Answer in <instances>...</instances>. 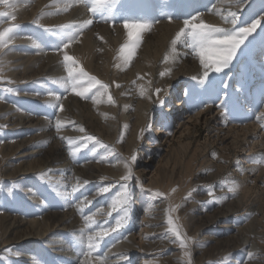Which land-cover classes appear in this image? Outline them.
<instances>
[{
  "label": "rangeland",
  "instance_id": "374dc122",
  "mask_svg": "<svg viewBox=\"0 0 264 264\" xmlns=\"http://www.w3.org/2000/svg\"><path fill=\"white\" fill-rule=\"evenodd\" d=\"M51 1L10 0L11 7L0 2V12L10 14L0 17V30L19 25L15 32L29 38L27 43L11 41L3 49L19 44V53L43 56L35 67L41 70L50 66L44 72L51 73L16 82L0 78V99L16 113L39 123L16 130V140L25 143L21 150L26 154L37 151L18 159L16 165L26 169L35 166L38 158L43 163L51 162L26 176L18 187L14 180L0 177V207H7L9 214L25 223L20 228L25 235L37 233V225L33 229L32 222L56 225L42 237L15 244L17 252L3 253L0 264H84L85 260L88 264H146L148 251L137 245L129 251L124 246L132 237L138 244L149 241L156 246L161 241L163 233L159 237L147 233L149 217L167 227L166 234L170 233L168 219L177 220L182 237L191 238L186 248L176 241L179 249L168 248L160 253L169 256L178 251L173 257L175 262H243L240 249L226 251V246L237 244L231 240L234 234L251 235L264 244L262 235L259 239L254 236L256 232L264 233V148L250 151L251 142L243 141V136L235 132H220L209 117H226L235 104L242 110L247 108L240 96L244 92L252 95L257 87L259 115L264 114L260 112L264 103V0H117L114 5L98 0L95 12L81 0ZM81 7L86 12L83 15L78 10ZM18 12L28 19H19ZM34 12L46 17L31 21ZM162 12L170 13L172 19ZM229 13L236 14L238 27L259 23L229 66L219 73L209 69L208 78L201 82L205 69L199 56L183 41L175 46L172 41L185 19L197 17L196 23L203 21L228 29L232 27L225 19ZM109 15L114 19H107ZM63 16L70 19L61 21ZM86 19L93 23L82 31L55 29L62 24L82 25ZM125 20L149 25L127 60L128 50L125 55L120 51L129 43ZM48 28L54 31H46ZM74 33L70 54V48L64 49L63 43ZM65 52L77 62L74 68L82 67L108 87L96 85L85 96L77 95L89 87L90 81L78 72L73 73L75 80L68 77ZM89 55L94 56L92 65L88 64ZM175 98L182 101L181 106H187V100L196 101L197 111L192 115L206 109L208 119L192 122L186 131L178 129L174 114L181 106H177ZM140 103L148 105L142 125L137 113ZM125 117H129L127 125ZM57 119L61 121L59 130L55 126ZM261 120L264 130V119ZM10 128L6 129L9 134ZM87 136L96 140L87 141ZM133 155L137 156L134 162L130 159ZM126 165L132 170V179L127 182V218L123 208L111 209L112 200L124 190L121 177L128 174ZM9 182L13 191L2 195L4 183ZM109 185L112 187L108 192H99ZM142 217L146 220L142 221ZM118 219L122 226L109 231L86 255L87 237L101 228L111 230ZM251 249L247 245L244 250ZM182 250L190 255L185 256Z\"/></svg>",
  "mask_w": 264,
  "mask_h": 264
},
{
  "label": "bare ground",
  "instance_id": "6f19581e",
  "mask_svg": "<svg viewBox=\"0 0 264 264\" xmlns=\"http://www.w3.org/2000/svg\"><path fill=\"white\" fill-rule=\"evenodd\" d=\"M63 8H67V7H63ZM78 10H80L82 15L84 13H86L84 10H82V7ZM18 13L20 15L19 19H22L23 21L24 20L26 21V19H28L25 17L23 18L22 14L20 12H18ZM38 17L39 18L40 17L45 18L46 15H43L42 13H39V12L38 13L34 12L32 14V16L30 17L31 18L30 20L37 22ZM63 17H62L61 21H66V20L68 21L70 19L69 17L68 18L64 17L65 19H63ZM87 17L88 16L86 15V17H84V19ZM11 41L12 42H19V43L20 42L21 43H27V42H29V38L15 32ZM18 45H12V46L10 45V47H8V49H5V50L3 48H0V70H4L3 73L0 75V78H4V79H8L9 81L16 82V81H20V80L24 81L28 78L32 79V78H35V77H38L41 75L51 74V73L44 72L46 70H49L50 66H46L44 68L41 67V70H39L38 67H35L36 64H38L40 62V60L43 58V56H34L32 54H21L17 51L16 46H18ZM91 46H93V45H91ZM89 49L91 50V47ZM69 51H70L69 53L71 54L72 48H70ZM47 57H52V56L48 55ZM55 57H56V55H55ZM88 57H89L88 58V64L92 65V59H94V56L89 55ZM210 89L213 90V88H210ZM258 91H260V89L257 87L256 89L252 90V95L249 92H247V93L244 92L240 96L243 98L242 104H245L248 106L247 108L243 107L246 110H244V109L242 110L237 104H235L230 110H228L226 112V113H228V115L226 117L224 114H221L219 117L218 116L214 117L213 115L209 117L210 119L213 118L212 123L218 126V130L220 132H225V134L226 133L230 134V133L235 132L238 135V137L243 136V141L251 142L252 146L250 147V151H252L254 147L260 146V147L264 148V130L262 127L263 120H261V118H258V117H260V115H259L260 109L258 110V106H257V104H258V102H257ZM208 99H211V97ZM174 100L176 101L177 106L180 107L182 105L181 100H179L177 98H175ZM185 102H186L187 106H181L180 108H177L178 110L174 114L178 117L177 118V128L182 130V131H184V130L186 131V129H189L192 122H196L199 119L204 118V117H205L204 120L208 119L206 117L207 112H208L206 109H203V111L197 113L195 116L192 115L197 108L196 107L197 104L195 105L196 101L194 102V101H188L187 100ZM210 104L212 105V103H210ZM262 106H263L262 107L263 109L260 112L264 113V103L262 104ZM219 107H218V109H219ZM147 108H148V105H144V104L140 103V106L137 110L141 125L145 119L144 116L147 112ZM248 108H250V109H248ZM168 110L171 111L170 105H169ZM174 111L175 110H173V112ZM186 113H187V115H184ZM185 116H187V117H185ZM124 120H125V124L127 125L129 123V117H125ZM37 124H39V123L38 122L34 123L33 119L25 117L24 115H21L19 113H16L12 109V106H8L7 103H5L3 100L0 99V137L2 136L0 138V177L9 178L11 181L14 180V184L16 185V187L20 186L21 183L23 184L25 182L26 176L34 173L36 170L47 167V165H49L51 163L49 160L43 163V161H40L38 158L35 161V166H30L26 169H22V166H18L15 163L18 159L20 160L21 158H24L25 156H28L30 154H35V153L37 154V151H33V153L30 152V154H26L25 150H21V148L25 145V143L19 144V141L16 140V138H15L16 130H18L19 127H23V128L26 127L25 129H27L29 127L30 128L36 127ZM9 125L11 127L9 129V130H11V131H9L10 134L7 133L8 131L6 132L7 126H9ZM159 128H160V126H159ZM159 132H161V131H159ZM227 138H229V137H227ZM227 138H225V139H227ZM6 139H8V140L6 141ZM21 177H23V178L25 177V178L23 179ZM18 178H21V179H18ZM13 188H14L13 184H10V182L8 184L4 183V193L2 195L10 194L11 192L9 190L13 191ZM6 209H8V208L7 207L6 208L0 207V256H1V258L3 257L2 255L5 252L16 253L17 249L14 248L15 244L20 243V242H25V241H31L34 238H38V236L42 237L46 233L54 230L56 227L55 224L42 223V222L38 223L37 221H36L37 223L32 222V228L37 225V228H38L37 233L35 231V232H33V235H32V233H31L32 231H31L29 234L25 235V233H22V231H21L22 229L20 230V228H22V226L25 225V223L23 221H21L18 217L16 218L15 216L9 214ZM146 209H149V207L147 206ZM145 220H146L145 217H142V221H145ZM148 220H149L148 224H146L147 233H155V235H156L155 237H159V234L163 233V235H161V239H160L161 241L157 242L156 246H154L155 244L153 245V243H151L149 241H145V242L141 241L138 244L134 241L135 238L132 237L128 240V242L124 246V248L128 249L129 251L135 250L137 248L136 247V245H137V246H139V248L146 250V252L148 251L149 259L147 260L146 264H186L185 262L182 263L181 260H178L176 262L173 261V257L178 255V251L175 253H171L169 256H167V255L163 256L160 254L161 252L165 251L168 248H173L172 251L179 249L178 243L173 242L174 238H173V236H171L172 235L171 233H169V234L165 233V229L167 227L165 228L162 225H160L161 223L158 220H156L153 217H149ZM173 223L177 225V220H176V222H173ZM144 224H145V222H144ZM60 226H63L62 222L60 223ZM29 227H31V224L29 225ZM64 227H65V225H64ZM255 235H256L257 239H259L260 235H262V240L264 239V233L263 232H259V233L256 232L254 234V236ZM250 236L251 235L246 236L244 234H241L239 236L237 234H234L233 238L231 240L234 239V242L235 243L237 242V244H233V246L227 244L226 251H236V250L238 251L240 249L242 252V255H244V256H240V258L243 260V262H236V264H264V244H262L260 242L258 243L256 239H252ZM247 245L252 246L251 251L250 250L249 251L244 250ZM181 253L183 254L184 250H182ZM249 253L252 254L251 257H249ZM215 257L217 258V256H215ZM253 261H256L258 263H253ZM33 263H37V262L34 261Z\"/></svg>",
  "mask_w": 264,
  "mask_h": 264
},
{
  "label": "snow or ice",
  "instance_id": "6c2138e0",
  "mask_svg": "<svg viewBox=\"0 0 264 264\" xmlns=\"http://www.w3.org/2000/svg\"><path fill=\"white\" fill-rule=\"evenodd\" d=\"M0 2L9 4V7L12 6L10 3V0H0ZM85 4L86 7H89V10L92 12H95L97 10L98 0H81ZM117 2V0H105V3L114 5ZM238 3L239 0H236ZM167 6V5H166ZM67 10V9H65ZM10 14L7 12H0V17H7ZM162 15H165L169 18V20L172 19V15L170 13L162 12ZM12 19H15L14 16H12ZM107 19H114L112 15H109ZM227 22H230L232 27L225 29L220 28L214 25H209L203 23V21L196 23L194 21L197 20V17H192L191 20L185 19L183 22V27L179 29V31L175 34V38L172 41L173 46H175L178 42L183 41L184 46L186 48H191L193 52L199 56L200 64L205 69L203 76L200 78L201 82L204 81V79L208 78L209 76V69L214 68V71L216 73H219L222 71L223 68L228 67L231 61L233 60L234 56L237 53L238 48L240 45L244 42V39L256 28L257 23L259 21H254L250 27H238V18L235 13H229L228 17H225ZM93 23L92 20H85L83 21L82 25H73V24H62L55 26V29L58 30H68L72 28H79L80 31H82L84 26L91 25ZM149 25L141 22H129L128 20L124 21V28L127 30V36L129 38V43L127 45H124L121 47V54L125 55V49H127V54L125 55V59H130L132 52L136 48L137 44L140 42L141 39V32L148 28ZM19 28V25H10L9 27H5L2 30H0V48L6 47L7 44L12 40L13 35L15 34V30ZM46 31H54L53 28H48ZM76 34L69 36L67 38V42L63 43V48L67 49L69 45L73 42L75 39ZM103 39V37H101ZM64 61L68 65L67 67V73L68 77L72 80H75L76 77L73 75L74 72H78L79 75L82 78H88L90 81L89 87H86L83 89V91L78 92L77 95L85 96L86 93L90 92L92 88L96 87V85H100L102 88H107L108 85L102 84V82L95 77H90L88 73H86L83 68L76 69L72 65L77 63L74 59V57L68 55L67 52L64 53L63 56ZM167 59V57H166ZM166 73H161V75H165ZM195 79V78H194ZM91 81H95V83H91ZM8 92H12V88L5 89ZM75 90V89H73ZM160 90L156 89V92L158 93ZM141 94L143 95V90H141ZM49 95H53L52 93H49ZM59 99V97H57ZM95 99V97H94ZM109 99L111 100V97L109 96ZM222 109L224 108V105L220 106ZM63 105H60V109L62 110ZM264 119V114L261 115V117ZM56 129L59 130L61 128V121L59 119L56 120ZM83 131V129H81ZM85 139V138H81ZM87 141H94L96 138L94 136H87ZM71 143V141H69ZM84 145H81L83 147ZM79 151V149H73V152ZM131 161H135L137 159L136 155H133L131 158ZM128 167V174L121 177V180L124 181V190L117 193L116 197L111 202V209L116 210L118 207L123 208L125 210V218H127V205L129 203L128 199V192H127V182L132 179V170L130 165H126ZM87 183V182H85ZM112 186H106L99 189L100 193H106L110 190ZM73 191H76V187H73ZM159 196H164V193L157 192L156 193ZM109 215L111 212L108 213ZM87 219V218H86ZM169 227L167 229L168 232L172 233L175 236L174 243L176 241H179L180 246L182 248H186V241L190 240V237H182L181 232L178 230V227L176 224L173 223V220L171 218L167 221ZM122 226L121 220L116 221V226L112 228L111 230L106 228H101L98 232L95 234H90L87 237V249L89 250L86 255H89L91 253V250L96 248L100 242V240L109 234V231L115 232L117 229H119ZM190 254L185 251V256H189ZM252 254L249 253V257H251ZM84 264H88V261L85 260ZM190 264V262H189Z\"/></svg>",
  "mask_w": 264,
  "mask_h": 264
}]
</instances>
